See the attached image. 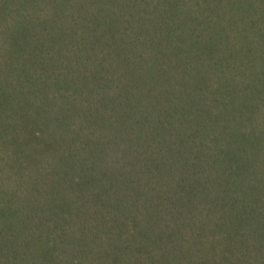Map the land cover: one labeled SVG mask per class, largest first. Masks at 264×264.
Returning a JSON list of instances; mask_svg holds the SVG:
<instances>
[{
    "label": "trees",
    "instance_id": "obj_1",
    "mask_svg": "<svg viewBox=\"0 0 264 264\" xmlns=\"http://www.w3.org/2000/svg\"><path fill=\"white\" fill-rule=\"evenodd\" d=\"M0 264H264V0H0Z\"/></svg>",
    "mask_w": 264,
    "mask_h": 264
}]
</instances>
